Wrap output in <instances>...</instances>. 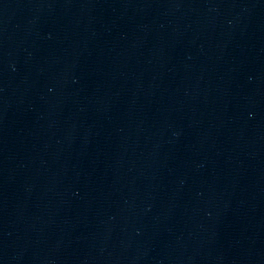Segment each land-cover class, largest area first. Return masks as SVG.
<instances>
[{"label": "water", "instance_id": "water-1", "mask_svg": "<svg viewBox=\"0 0 264 264\" xmlns=\"http://www.w3.org/2000/svg\"><path fill=\"white\" fill-rule=\"evenodd\" d=\"M0 264H264V0H0Z\"/></svg>", "mask_w": 264, "mask_h": 264}]
</instances>
